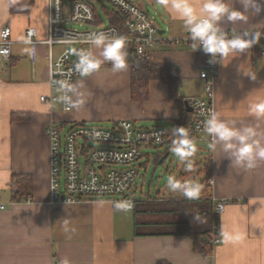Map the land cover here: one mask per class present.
<instances>
[{"label": "crops", "instance_id": "crops-1", "mask_svg": "<svg viewBox=\"0 0 264 264\" xmlns=\"http://www.w3.org/2000/svg\"><path fill=\"white\" fill-rule=\"evenodd\" d=\"M32 2L30 11L12 13L10 0H0V31L10 26L15 41L11 63L4 65L0 58V205H4L0 208V264H61L65 258L71 264H264V163L252 170L231 166L219 147L212 150L207 135L197 142L194 155L199 168L206 172L198 173L204 178L197 199L185 198L167 187L156 195L144 196L141 186L131 189L136 200L131 210L109 198L75 203L53 200L51 141L46 133L51 121L59 120L64 125L76 121L114 125L116 121L131 119L145 127L173 129L185 112L192 111L187 110L186 104L180 105L161 79L150 81L147 99L134 100L128 63L126 70L119 73L111 70L110 63L104 64L84 78L86 91L90 93L87 103L69 112H64L60 99L42 101L41 96L60 95V91H52L50 87L48 47L41 45L32 58L29 46L23 42L29 26L36 27L42 38L48 33L49 0ZM136 3L149 12L142 2ZM150 3L162 12L166 27L159 26L166 36L187 35L182 22L173 19L158 0ZM235 7L242 6L237 2ZM261 22L264 11L251 17L249 24ZM235 27L243 30L249 25L238 22ZM60 51V47H54V56ZM150 52L151 63L176 67L182 79L178 97H203L199 73L208 54L200 49L193 51L188 44L155 45ZM240 66L256 79L244 75ZM256 96H264V39L227 66L220 64L215 111L224 118L253 122L247 104ZM156 151L155 159L168 156L161 149ZM146 155L153 157L150 152H144ZM14 174L31 177L32 201L13 200ZM185 174L186 179L194 173ZM210 177L215 181L212 189L206 183ZM139 191L142 196L135 198ZM209 196L230 199L221 219L222 243L213 257L197 252L190 236L170 235L175 228L168 224L179 216L171 210L172 203L197 200L194 205L199 206L198 211L202 208L209 212L211 205L204 202ZM65 222L75 227V233L64 232Z\"/></svg>", "mask_w": 264, "mask_h": 264}, {"label": "built area", "instance_id": "built-area-1", "mask_svg": "<svg viewBox=\"0 0 264 264\" xmlns=\"http://www.w3.org/2000/svg\"><path fill=\"white\" fill-rule=\"evenodd\" d=\"M105 1L111 5L108 14L100 11V8H104L100 0H69L67 6L64 0H49L47 36L40 37L34 26L25 30L23 42L29 46L32 58L38 54L41 45L49 49V83L52 91L59 90L62 82L74 84L80 78L74 69L78 58L69 49L90 47L87 37L93 32L125 35L127 43L133 46L140 61H150V49L155 45H192L188 35L166 36L155 17L134 0ZM96 11L102 16L101 20ZM72 23L79 27H73ZM14 42L12 28L4 26L0 31V58L4 65L12 61ZM57 46L61 51L56 57L53 49ZM219 75L220 64H210L207 55L199 73L203 80V97L185 98L192 107L193 122L184 127L189 129L190 136L196 142L206 135L202 129L207 113L215 111L213 102ZM59 91L60 95L52 93L49 97L43 95L40 99L57 101L63 94ZM63 110L69 112L72 108L63 104ZM46 133L51 141V184L55 202L75 203L109 198L122 205L125 210L134 208L136 200L131 195V189L137 171L133 165L143 157L144 148L156 146L169 155L174 138L169 127H145L131 119L116 121L112 127L78 121L64 125L62 121L53 120ZM208 140L210 141L209 137ZM206 183L212 189L215 181L210 177ZM210 198L212 230L209 240L216 250L222 243L221 219L230 199L216 196ZM22 201H32L31 195L24 196ZM129 202L130 208L127 206ZM0 208L3 209L4 205H0Z\"/></svg>", "mask_w": 264, "mask_h": 264}, {"label": "clouds", "instance_id": "clouds-1", "mask_svg": "<svg viewBox=\"0 0 264 264\" xmlns=\"http://www.w3.org/2000/svg\"><path fill=\"white\" fill-rule=\"evenodd\" d=\"M239 3L242 7L236 8ZM158 4L170 16L182 22L193 51L200 49L209 55L210 64L227 66L233 58L251 49L264 37V22L250 25L251 17L264 11L262 0H158ZM249 25L243 30H237V23ZM230 26V27H229ZM231 33V35H229ZM90 45L87 49H69L77 56L75 71L81 79L75 84L62 82L59 90L60 101L68 108H78L90 96L86 91L85 79L110 63L111 70L119 73L127 68V38L125 35H110L104 31L93 32L87 37ZM244 75H249L240 66ZM247 113L253 122H243L228 119L216 111H209L203 122L202 131L210 138L213 151L219 147L231 166L244 170H252L264 163V96L249 99ZM167 115V113H166ZM170 151L184 164V170L193 169L192 157L197 153V142L190 136L189 129L184 126L172 129ZM166 187L171 192H180L185 198L197 199L201 195L202 185L195 178L179 179L169 175ZM131 207V202L127 205ZM66 234L75 233V227L67 222L63 225ZM61 264H71L65 258Z\"/></svg>", "mask_w": 264, "mask_h": 264}, {"label": "trees", "instance_id": "trees-1", "mask_svg": "<svg viewBox=\"0 0 264 264\" xmlns=\"http://www.w3.org/2000/svg\"><path fill=\"white\" fill-rule=\"evenodd\" d=\"M32 0H10V8L12 13L28 12L32 9ZM109 8L104 7L103 12L108 14ZM98 19L102 16L96 11ZM110 13V11H109ZM128 51L127 63L131 66V96L134 100H145L149 97V83L153 79H161L169 85L172 96L177 97L180 105L185 104V97H178V89L182 85V79L178 76L177 69L173 65H155L150 61L138 60L134 48L127 43ZM193 114L185 112L178 126H186L192 124ZM31 177L28 175L14 174L12 177V192L14 201H22L26 195H31ZM205 204L212 206L210 196L204 201ZM197 200H183L172 203V211L178 212L177 221H170L168 224L175 228L170 235H188L194 241V248L197 252L205 257H213L215 247L209 240V233L212 230L211 208L209 212L198 211ZM163 264V263H160Z\"/></svg>", "mask_w": 264, "mask_h": 264}, {"label": "rangeland", "instance_id": "rangeland-1", "mask_svg": "<svg viewBox=\"0 0 264 264\" xmlns=\"http://www.w3.org/2000/svg\"><path fill=\"white\" fill-rule=\"evenodd\" d=\"M134 1H136L138 3L142 2L145 5V7L149 10L150 14L155 17L156 22L159 25H161L163 28L166 27V23L163 22V20L160 16L161 10L159 9V7L157 5L150 3V0H134ZM100 3L103 6H105L106 8H109V9L111 8L110 7L111 5L108 2H106L105 0H100ZM64 4L66 6L69 5V0H64ZM100 11L103 14V8H100ZM71 25L73 27H79V25L76 23H72ZM168 31L169 30H167V32H166L167 35H169ZM57 47H59V46H57ZM91 123H93V125L102 126V127H112L111 123H105V122H101V121L100 122L95 121V122H91ZM167 126H169V125H167ZM95 145H97V144H95ZM97 146H103V145L101 144V145H97ZM146 149H147V151H146ZM156 149L159 150V148L156 146H148V147L146 146L144 148L145 153H148V152H150L151 154L153 153V157L149 158L148 155H146V156L143 155L141 160L133 165L137 171V177H136L134 184L132 185V188L143 186L144 196L156 195V194H158L159 190L163 191V188L166 187V181H167V177L169 175H175L179 179L183 180V179H185V176H186L185 173H187L184 170V164L172 152H169L168 156H167V154H165L166 155V156H164L165 158L155 159V155L158 154V151H156ZM162 151L165 152V150H163V149H162ZM161 159L163 160L162 162L160 161ZM191 159L193 162V169L191 170L190 173H194V174H192V176H190V177L195 178L199 183H201V181H202L201 179L204 178V175L202 177V174H201L199 177L198 173H206V172L199 168V166H201V165H198V162H196L197 161L196 156L192 157ZM141 196H142L141 191H139L135 194V198H140Z\"/></svg>", "mask_w": 264, "mask_h": 264}, {"label": "water", "instance_id": "water-1", "mask_svg": "<svg viewBox=\"0 0 264 264\" xmlns=\"http://www.w3.org/2000/svg\"><path fill=\"white\" fill-rule=\"evenodd\" d=\"M56 79H58V76H56ZM185 104L187 106V110L192 111V107L189 105V103L187 101H185Z\"/></svg>", "mask_w": 264, "mask_h": 264}]
</instances>
